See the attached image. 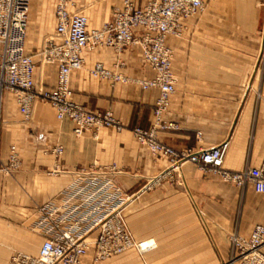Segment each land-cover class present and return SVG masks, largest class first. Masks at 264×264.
Here are the masks:
<instances>
[{
	"label": "crops",
	"instance_id": "1",
	"mask_svg": "<svg viewBox=\"0 0 264 264\" xmlns=\"http://www.w3.org/2000/svg\"><path fill=\"white\" fill-rule=\"evenodd\" d=\"M70 14L100 29L121 11L123 0H71ZM153 0H130L142 8ZM56 0H30L25 52L32 56L35 91L55 86L57 65L44 61L56 34ZM180 36H168L175 91L158 140L180 152L215 148L226 142L223 169L241 172L264 163V0H203V9L181 24ZM143 31L138 29L137 35ZM84 66L70 74L72 101L91 112L110 111L122 130L102 128L96 136L76 137L73 124L58 121L50 104L35 100L25 120L6 93L0 113V264L14 256L37 257L43 237L34 231L39 209L57 197L79 168L115 166L116 184L129 198L124 219L136 242H153L152 250L134 249L94 261L90 249L80 264H229V237L248 238L264 225V194L247 184L236 187L192 163L172 168L167 158L151 154L132 135L148 129L159 90H143L154 74L141 48H98L84 54ZM101 64L126 82L100 80L90 71ZM63 148L55 158L51 149ZM11 147L20 165L7 170ZM56 166L61 172L50 175ZM264 256V243L261 246ZM238 264V263H233Z\"/></svg>",
	"mask_w": 264,
	"mask_h": 264
},
{
	"label": "built area",
	"instance_id": "2",
	"mask_svg": "<svg viewBox=\"0 0 264 264\" xmlns=\"http://www.w3.org/2000/svg\"><path fill=\"white\" fill-rule=\"evenodd\" d=\"M123 3V9L113 12L100 29L89 30L85 16L70 14L71 0H56L55 30L61 42H48L42 55L46 63L57 65V78L54 87L38 95L34 84L35 64L32 56L25 52L30 0H0V113L4 94L8 93L25 120L30 116L33 102L39 99L51 105L58 121L67 120L73 124L76 137L84 133L96 136L102 128L120 131L122 126L112 112H91L72 101L70 74L83 68L84 54L98 48L119 52L126 47L138 46L145 64L154 74L152 80L141 82L140 86L143 90L158 89L159 97L151 125L145 130L132 129L133 137L151 154L167 158L172 168L192 163L236 187L249 184L256 193L264 194V163L260 168L246 167L236 173L223 169L226 142L207 150L178 152L157 138L159 130L175 128L162 121L175 91L171 50L166 39L180 36L182 22L203 9V0H153L142 8H135L130 0H123ZM138 29L143 33L137 35ZM90 74L100 80L126 82L101 64H97ZM51 153L59 158L63 148L55 146ZM19 165L16 148L11 147L6 169L13 171ZM60 172V167L56 166L49 174ZM114 173L115 166L93 165L77 169L73 181L39 209L40 217L33 229L43 241L37 257L14 256L10 264H80L90 249L94 250L95 262L129 249L140 254L152 250L153 242L134 241L127 228L123 210L129 198L116 184ZM229 242V264H264L260 250L264 243V225H257L248 238L234 233Z\"/></svg>",
	"mask_w": 264,
	"mask_h": 264
}]
</instances>
